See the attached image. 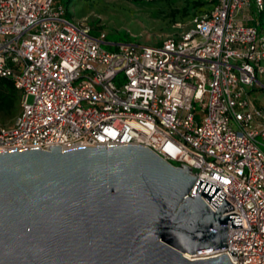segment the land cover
Listing matches in <instances>:
<instances>
[{"label":"built area","instance_id":"1","mask_svg":"<svg viewBox=\"0 0 264 264\" xmlns=\"http://www.w3.org/2000/svg\"><path fill=\"white\" fill-rule=\"evenodd\" d=\"M248 10L261 15L264 0H217L159 46L107 51L106 35L68 21L60 0H0V78L20 94L0 152L145 147L221 188L234 209L224 216H239L227 250L202 257L264 264V106L251 96L264 34Z\"/></svg>","mask_w":264,"mask_h":264},{"label":"water","instance_id":"2","mask_svg":"<svg viewBox=\"0 0 264 264\" xmlns=\"http://www.w3.org/2000/svg\"><path fill=\"white\" fill-rule=\"evenodd\" d=\"M196 175L136 145L1 151L0 264H231L188 258L241 228Z\"/></svg>","mask_w":264,"mask_h":264},{"label":"rangeland","instance_id":"3","mask_svg":"<svg viewBox=\"0 0 264 264\" xmlns=\"http://www.w3.org/2000/svg\"><path fill=\"white\" fill-rule=\"evenodd\" d=\"M61 4L68 21L89 24L96 32L106 34V44L102 48L107 51H115L118 44L157 46L162 39L176 38L186 32L191 18H183L178 13L172 15L171 11L176 5L169 6L154 16L153 7L135 6L123 0H62ZM180 4L178 2L177 6ZM175 15L178 19L176 21L173 19ZM204 15L205 13L198 16ZM254 19L258 22L259 31L264 34V12L261 15L254 13ZM261 93L264 96V90ZM19 110L20 105L18 112ZM10 124L11 121L0 115V126ZM197 258L203 257L192 259Z\"/></svg>","mask_w":264,"mask_h":264},{"label":"trees","instance_id":"4","mask_svg":"<svg viewBox=\"0 0 264 264\" xmlns=\"http://www.w3.org/2000/svg\"><path fill=\"white\" fill-rule=\"evenodd\" d=\"M127 1L135 6H147L153 7V14L157 16L159 13H162L164 9L169 6L176 5L174 9H172L171 14L175 13L181 14L183 18L191 17L189 19V27L187 31L190 29V23L192 19L195 17H200L198 15L210 12L213 7L217 4V0H123ZM62 3V0H60ZM178 2H181L179 6H177ZM60 3V4H61ZM62 5V4H61ZM207 13V14H208ZM174 21L177 16H173ZM86 24V23H84ZM91 28V34L93 36H97L100 32H96L93 27L89 24H86ZM106 35V34H105ZM166 39V38H165ZM164 41L162 39L160 44ZM158 44L157 46H159ZM156 47V46H153ZM20 105V94L13 87L12 83L6 79L0 78V115L5 119H8L13 122L15 117L18 115V107Z\"/></svg>","mask_w":264,"mask_h":264},{"label":"crops","instance_id":"5","mask_svg":"<svg viewBox=\"0 0 264 264\" xmlns=\"http://www.w3.org/2000/svg\"><path fill=\"white\" fill-rule=\"evenodd\" d=\"M244 15H247V16L251 15L254 18L253 10L245 11ZM261 64L264 67V62H262ZM262 85L264 86V74L257 76V84H255V86L253 87L252 93H251V96L254 99L255 104L258 106H264V96L262 95V93H261L262 89L260 88V86H262Z\"/></svg>","mask_w":264,"mask_h":264},{"label":"bare ground","instance_id":"6","mask_svg":"<svg viewBox=\"0 0 264 264\" xmlns=\"http://www.w3.org/2000/svg\"><path fill=\"white\" fill-rule=\"evenodd\" d=\"M189 259H192L191 257H188Z\"/></svg>","mask_w":264,"mask_h":264}]
</instances>
